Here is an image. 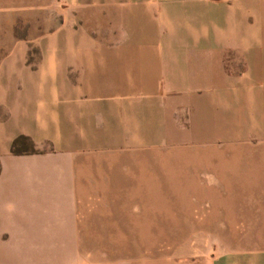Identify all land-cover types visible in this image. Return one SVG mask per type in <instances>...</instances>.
I'll list each match as a JSON object with an SVG mask.
<instances>
[{
  "label": "crops",
  "instance_id": "obj_1",
  "mask_svg": "<svg viewBox=\"0 0 264 264\" xmlns=\"http://www.w3.org/2000/svg\"><path fill=\"white\" fill-rule=\"evenodd\" d=\"M61 1L35 63L0 58V262L142 240L158 149L245 145L169 160L197 171L202 192L232 194L196 201L183 224L246 226L245 248L204 264H264V0ZM20 134L35 152L10 151Z\"/></svg>",
  "mask_w": 264,
  "mask_h": 264
},
{
  "label": "rangeland",
  "instance_id": "obj_2",
  "mask_svg": "<svg viewBox=\"0 0 264 264\" xmlns=\"http://www.w3.org/2000/svg\"><path fill=\"white\" fill-rule=\"evenodd\" d=\"M63 5L61 0H0V58L25 56L29 62L35 63L42 56L40 43L54 35L65 20L61 9ZM75 24L77 26L79 22L76 20ZM246 152L245 145L203 150L181 146L158 149L159 175L143 174V184L152 179L154 186L152 190L144 187L143 201L148 204L145 206L146 213L142 219L135 221L142 240L82 242L84 250L80 249L79 256L54 258V264H122L121 248L127 250V264H204L216 254L245 248V225L182 223L184 213L189 207H194L196 201L208 203L215 197L228 206L232 194L202 192L197 171L189 177L182 164L171 162L169 156ZM188 181L190 193L184 187ZM170 190L174 192L170 193ZM189 211L197 212V209Z\"/></svg>",
  "mask_w": 264,
  "mask_h": 264
},
{
  "label": "trees",
  "instance_id": "obj_3",
  "mask_svg": "<svg viewBox=\"0 0 264 264\" xmlns=\"http://www.w3.org/2000/svg\"><path fill=\"white\" fill-rule=\"evenodd\" d=\"M13 154L33 153L36 151L33 140L24 134L16 136L10 145Z\"/></svg>",
  "mask_w": 264,
  "mask_h": 264
}]
</instances>
